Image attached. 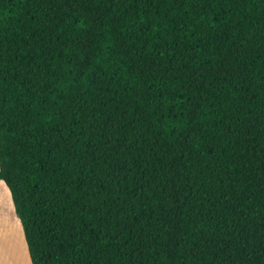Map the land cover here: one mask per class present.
Wrapping results in <instances>:
<instances>
[{
  "label": "trees",
  "instance_id": "16d2710c",
  "mask_svg": "<svg viewBox=\"0 0 264 264\" xmlns=\"http://www.w3.org/2000/svg\"><path fill=\"white\" fill-rule=\"evenodd\" d=\"M0 182L30 264H264V0H0Z\"/></svg>",
  "mask_w": 264,
  "mask_h": 264
},
{
  "label": "rangeland",
  "instance_id": "374dc122",
  "mask_svg": "<svg viewBox=\"0 0 264 264\" xmlns=\"http://www.w3.org/2000/svg\"><path fill=\"white\" fill-rule=\"evenodd\" d=\"M1 197H4L5 206L0 207V261L8 259L11 264H30L22 227L15 215L10 193L3 182H0Z\"/></svg>",
  "mask_w": 264,
  "mask_h": 264
},
{
  "label": "crops",
  "instance_id": "0c3cea01",
  "mask_svg": "<svg viewBox=\"0 0 264 264\" xmlns=\"http://www.w3.org/2000/svg\"><path fill=\"white\" fill-rule=\"evenodd\" d=\"M4 197H1L0 198V207L4 208L5 206V203H4ZM6 259V258H5ZM1 262V261H0ZM5 263H8V264H11V261H9L8 259H6L4 262H1L0 264H5Z\"/></svg>",
  "mask_w": 264,
  "mask_h": 264
}]
</instances>
